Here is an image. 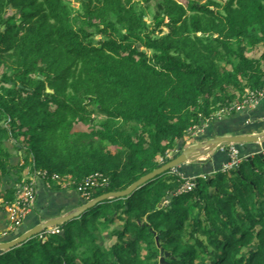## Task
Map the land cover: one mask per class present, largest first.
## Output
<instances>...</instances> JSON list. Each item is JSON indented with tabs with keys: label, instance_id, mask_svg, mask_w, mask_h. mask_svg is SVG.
<instances>
[{
	"label": "trees",
	"instance_id": "obj_1",
	"mask_svg": "<svg viewBox=\"0 0 264 264\" xmlns=\"http://www.w3.org/2000/svg\"><path fill=\"white\" fill-rule=\"evenodd\" d=\"M262 90L264 0H0V198L35 170L124 190ZM197 176L179 193L171 169L0 264H264V152Z\"/></svg>",
	"mask_w": 264,
	"mask_h": 264
},
{
	"label": "crops",
	"instance_id": "obj_2",
	"mask_svg": "<svg viewBox=\"0 0 264 264\" xmlns=\"http://www.w3.org/2000/svg\"><path fill=\"white\" fill-rule=\"evenodd\" d=\"M222 121L216 123L217 129L212 134L209 132L210 122L193 129L187 137L189 141L195 140L191 142V145L218 136L231 137L234 135L264 133V98L260 99L255 105L238 112L236 116L224 117ZM245 145L247 148L239 149L241 156H252L264 151V140L246 143ZM228 149L227 146L218 147L201 157L203 161H190L179 167V169L186 176H206L217 173L230 160V150ZM14 178L16 179V177ZM14 184L11 179L6 187L11 188ZM15 187L19 189V183ZM86 202L85 198L73 188H63L62 186L56 188L39 181L35 210L25 218L19 228L13 229L6 203L2 197L0 198V241H11L40 223L63 218L82 207Z\"/></svg>",
	"mask_w": 264,
	"mask_h": 264
},
{
	"label": "built area",
	"instance_id": "obj_3",
	"mask_svg": "<svg viewBox=\"0 0 264 264\" xmlns=\"http://www.w3.org/2000/svg\"><path fill=\"white\" fill-rule=\"evenodd\" d=\"M262 98H264V90L258 93H249L244 97V100L241 103H237L231 107L221 110L217 117H224L226 114H230L234 110L240 112L246 107L255 105ZM227 147H229L228 150H230V160L220 170L221 172L237 169L244 159L251 158L253 156H241L239 148L235 144H229ZM172 170L175 173L180 174L183 178L182 186L178 190L179 193L190 192L196 187V179L198 177L197 175L186 176L177 168ZM50 178L63 188H74L83 196V198L87 200V202L91 200L90 197L92 196L95 188H99L107 184V179L104 178L102 174L88 176L83 179L82 182L77 184V186H75V182L68 180L58 174L50 175L46 170H35L33 172H29L19 183L16 200L10 204H6L13 229L19 228L23 224L25 218L35 210L37 205L38 182L43 181L47 185L51 186V182L48 180ZM61 231L62 229L60 226H54L45 230L44 232H41L40 234L44 236L48 233H60Z\"/></svg>",
	"mask_w": 264,
	"mask_h": 264
},
{
	"label": "water",
	"instance_id": "obj_4",
	"mask_svg": "<svg viewBox=\"0 0 264 264\" xmlns=\"http://www.w3.org/2000/svg\"><path fill=\"white\" fill-rule=\"evenodd\" d=\"M145 50V49H144ZM48 91H51L48 89ZM264 133L262 134H243V135H234V136H218L212 139H208L206 141H199L196 144L189 145L182 149L180 153L171 159L170 161L164 163L162 166L154 169L153 171L145 174L144 176L140 177L138 180L133 182L129 187H127L124 190L121 191H110L106 192L100 196H97L90 201L86 202L82 207L78 208L76 211L72 212L71 214L59 218V219H53L49 221H45L43 223H40L39 225L35 226L34 228L30 229L29 231H26L22 235L18 236L17 238L7 241V242H1L0 241V251L8 250L18 244H21L25 242L28 239H31L32 237L40 234L41 232H44L45 230L62 225L76 217H78L83 212L87 211L88 209L93 208L98 203L111 198H117L129 195L133 191H135L140 185L147 183L148 181L154 179L155 177L171 170L177 167H180L187 162L195 161V160H201V157H203L205 154L213 151L214 149L220 147V146H228L229 144H235L240 149H245L247 146L246 143L250 142H256L258 140H264ZM261 137V138H260ZM260 153V152H259ZM173 194L167 196V199L170 200L171 196ZM165 259L162 257L160 258L159 264H164Z\"/></svg>",
	"mask_w": 264,
	"mask_h": 264
},
{
	"label": "rangeland",
	"instance_id": "obj_5",
	"mask_svg": "<svg viewBox=\"0 0 264 264\" xmlns=\"http://www.w3.org/2000/svg\"><path fill=\"white\" fill-rule=\"evenodd\" d=\"M75 6H78V4L76 3L75 4ZM147 8V12H148V14H147V17H146V19H147V21L148 22H152L153 21V16H154V13H155V11H156V5H155V2H152L151 4H149V6H147L146 7ZM164 32H168V29L167 28H164ZM96 39L97 40H99V39H102V36L101 35H96ZM258 53H251V55H257ZM220 114V111L216 114V116H218ZM226 115H228V114H226ZM95 121V120H94ZM93 121V122H94ZM97 121V120H96ZM85 128H88V126L86 125V127ZM195 141V140H194ZM191 142H193V140L191 141H189V139L187 138V142H186V144L187 143H191ZM196 144V143H195ZM191 145V144H190ZM20 154H21V152L20 151H18ZM176 157V156H175ZM181 167V166H180ZM177 169L179 170V167H177ZM180 171V170H179ZM182 173V172H181ZM185 175V174H184ZM168 200V199H167ZM103 236H105V234H103ZM112 241H109V240H107L106 241V243L109 245L110 243H111ZM161 258L163 257V256H160ZM164 258V257H163Z\"/></svg>",
	"mask_w": 264,
	"mask_h": 264
},
{
	"label": "bare ground",
	"instance_id": "obj_6",
	"mask_svg": "<svg viewBox=\"0 0 264 264\" xmlns=\"http://www.w3.org/2000/svg\"><path fill=\"white\" fill-rule=\"evenodd\" d=\"M263 136H264V135H262L261 137H263ZM261 137H260V138H261Z\"/></svg>",
	"mask_w": 264,
	"mask_h": 264
}]
</instances>
